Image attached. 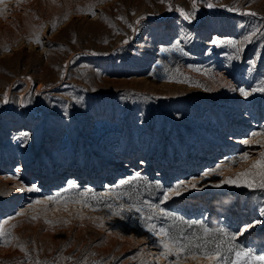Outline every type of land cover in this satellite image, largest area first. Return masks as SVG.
<instances>
[{
	"label": "rangeland",
	"instance_id": "obj_1",
	"mask_svg": "<svg viewBox=\"0 0 264 264\" xmlns=\"http://www.w3.org/2000/svg\"><path fill=\"white\" fill-rule=\"evenodd\" d=\"M175 6L193 10L191 0L0 3V264H169L147 223L221 244V264L240 249L264 256V188L221 183L253 180L236 174L264 151V134L252 135L264 133V92L252 91L264 87V0H197L191 20ZM86 189L91 207L72 202Z\"/></svg>",
	"mask_w": 264,
	"mask_h": 264
},
{
	"label": "snow or ice",
	"instance_id": "obj_2",
	"mask_svg": "<svg viewBox=\"0 0 264 264\" xmlns=\"http://www.w3.org/2000/svg\"><path fill=\"white\" fill-rule=\"evenodd\" d=\"M3 0H0V3H2ZM55 2V0H53ZM161 2H164V0H161ZM192 2V8L193 10L191 12L186 11L185 9L181 8L180 6H175V10L180 13V15L185 19V20H191L195 16V9L197 6V0H191ZM209 8L214 7L213 4L209 3L207 4ZM169 11L173 10V5L169 4L168 5ZM89 10H91V6H89ZM231 11H236L237 9L232 8L229 9ZM248 15H253L255 16V12H248ZM66 18V17H65ZM123 19V17H121ZM139 23V21H137ZM135 30V29H134ZM245 41H250L251 37L250 36H245L244 37ZM37 42L39 43V38L37 37ZM127 41H125L126 43ZM234 44L237 42L233 41ZM242 43V42H241ZM241 49L238 47L237 51L239 52ZM239 91L244 95L248 96L250 93L246 91L245 89L241 88ZM252 91H262L264 92V87L261 88H254ZM264 133H252L253 136H258L262 135ZM243 143L245 144H250V143H259V141H254V140H244ZM249 157V154L247 152L243 153L241 156H234L231 158H228V163H237L241 160H245ZM261 159L258 161H254L251 168L245 169L244 171L237 173V177H245V176H251L254 179L253 180H244L238 182L237 180H233L231 178H225L224 180L221 181V183H236L237 186H240V183H243L244 186L246 187H259V188H264V151L260 153ZM222 165H217L215 168L210 169L206 172L203 173V175L199 179H204L205 177L209 176L210 174H218L220 168ZM259 177L258 180H255V177ZM198 180L197 178L193 177L191 178L190 181H179L177 182L173 187L165 189L163 191L162 195V202L167 201L171 199L174 196H179L181 195V189L184 191L188 190V187L195 188L197 186ZM216 186H220L217 184ZM89 195L95 196L96 194L92 192L91 189H86L83 192L78 193V197L80 199L73 198L72 202L75 203H80L84 207H91L90 201L87 199ZM49 201H55V202H60L61 199H63V203L65 206L68 203V200L66 198H54V197H47L46 198ZM35 203L40 204L43 203L42 201H35ZM99 203V201H97ZM105 207L111 209L112 205L106 204ZM122 211H131L132 207H129L127 209H124L123 205L120 206ZM151 209L156 210L155 215L157 216H167L168 213L165 211V209L161 208L159 204H151L150 205ZM65 210L67 208L65 207ZM95 210V208H93ZM136 211L139 212L141 211L140 208H136ZM261 215H264V209H261ZM81 218H83L82 213H78ZM114 215H121V211H114ZM37 217L33 216L31 219L35 220ZM89 219H92L89 217ZM153 219L152 215H149L147 217L148 221H151ZM99 221V222H97ZM45 223H52L51 221L45 220ZM67 223V221H65ZM93 223L95 224L96 227H103V218L102 217H97L93 220ZM256 223H259L257 221ZM148 232L152 233L154 236L158 237V244L162 251L160 252V256H163L165 258L167 257H175L174 260H170L169 264H184L185 261L188 259H192L197 261V264H199V261L201 258L207 260L209 264H221L222 260L224 259L221 254V244H216L215 247H208V242L205 241L204 243H197L193 245L190 241L185 243L182 242L181 239L175 235H172L166 228L164 227H157L156 224L154 223H147L146 225ZM247 227H251V225L246 226L245 229H242L241 232L247 230ZM207 229H205V232L207 233ZM232 239H235V234H233ZM4 243H10L9 240H5ZM21 248H23V245H21ZM236 259L232 262V264H240L241 257L245 258V264H247V261L254 260L256 262H259V264H264V256H255L250 250L246 251L244 249H240L235 252Z\"/></svg>",
	"mask_w": 264,
	"mask_h": 264
},
{
	"label": "bare ground",
	"instance_id": "obj_3",
	"mask_svg": "<svg viewBox=\"0 0 264 264\" xmlns=\"http://www.w3.org/2000/svg\"><path fill=\"white\" fill-rule=\"evenodd\" d=\"M235 141V140H234ZM120 161H117V163H119Z\"/></svg>",
	"mask_w": 264,
	"mask_h": 264
}]
</instances>
